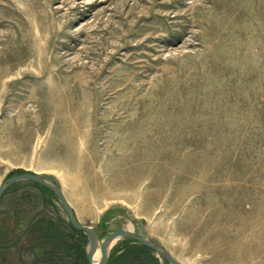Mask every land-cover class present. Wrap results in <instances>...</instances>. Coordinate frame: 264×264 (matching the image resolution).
<instances>
[{
	"label": "rangeland",
	"instance_id": "obj_1",
	"mask_svg": "<svg viewBox=\"0 0 264 264\" xmlns=\"http://www.w3.org/2000/svg\"><path fill=\"white\" fill-rule=\"evenodd\" d=\"M24 172L100 253L134 230L178 264H264V0H0V186ZM86 247L49 189L1 198L0 264ZM141 247L108 264H168Z\"/></svg>",
	"mask_w": 264,
	"mask_h": 264
},
{
	"label": "water",
	"instance_id": "obj_2",
	"mask_svg": "<svg viewBox=\"0 0 264 264\" xmlns=\"http://www.w3.org/2000/svg\"><path fill=\"white\" fill-rule=\"evenodd\" d=\"M20 182H33L49 189L60 203L61 208L66 213L69 223L73 229L81 231L87 236L86 259L88 264H94V256L99 248V240L96 231L90 227L80 223L75 217L74 211L66 200L59 185L47 176L36 173L24 172L15 174L7 178L0 186V200L3 195L12 186ZM120 240H131L150 250L157 256L166 261L168 264H178L171 252H169L163 245L149 237L135 232L134 230H121L110 233L100 243L101 257L97 264H108L109 255L112 245Z\"/></svg>",
	"mask_w": 264,
	"mask_h": 264
},
{
	"label": "bare ground",
	"instance_id": "obj_3",
	"mask_svg": "<svg viewBox=\"0 0 264 264\" xmlns=\"http://www.w3.org/2000/svg\"><path fill=\"white\" fill-rule=\"evenodd\" d=\"M114 245V244H113ZM100 251H99V249L97 250V252H96V254H95V256H94V264H97L98 263V261L100 260Z\"/></svg>",
	"mask_w": 264,
	"mask_h": 264
},
{
	"label": "trees",
	"instance_id": "obj_4",
	"mask_svg": "<svg viewBox=\"0 0 264 264\" xmlns=\"http://www.w3.org/2000/svg\"><path fill=\"white\" fill-rule=\"evenodd\" d=\"M72 227V226H71ZM73 229V228H72ZM74 231H77V230H75V229H73ZM77 232H81V231H77ZM82 233V232H81ZM141 248H143L144 250L146 249L147 250V248H145V247H141Z\"/></svg>",
	"mask_w": 264,
	"mask_h": 264
}]
</instances>
